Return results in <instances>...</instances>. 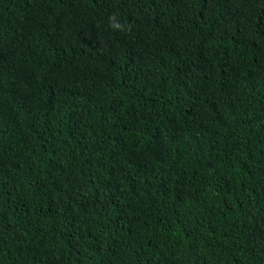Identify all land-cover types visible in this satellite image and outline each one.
<instances>
[{"label": "trees", "instance_id": "1", "mask_svg": "<svg viewBox=\"0 0 264 264\" xmlns=\"http://www.w3.org/2000/svg\"><path fill=\"white\" fill-rule=\"evenodd\" d=\"M0 264H264V0H0Z\"/></svg>", "mask_w": 264, "mask_h": 264}]
</instances>
